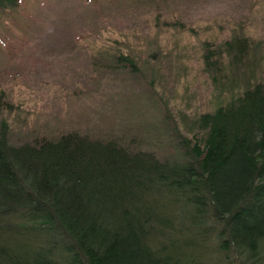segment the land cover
I'll use <instances>...</instances> for the list:
<instances>
[{
	"label": "rangeland",
	"instance_id": "374dc122",
	"mask_svg": "<svg viewBox=\"0 0 264 264\" xmlns=\"http://www.w3.org/2000/svg\"><path fill=\"white\" fill-rule=\"evenodd\" d=\"M4 8L0 136L12 146L77 134L183 163L198 117L264 82V0H17ZM238 39L240 63L226 46ZM121 55L134 66L119 69ZM166 230L155 242L194 241ZM196 244L206 249L197 264H230L214 244Z\"/></svg>",
	"mask_w": 264,
	"mask_h": 264
},
{
	"label": "trees",
	"instance_id": "16d2710c",
	"mask_svg": "<svg viewBox=\"0 0 264 264\" xmlns=\"http://www.w3.org/2000/svg\"><path fill=\"white\" fill-rule=\"evenodd\" d=\"M244 45L226 44L234 62ZM234 97L198 117L183 163L77 134L18 147L1 135L0 264H197L199 238L230 264H264V82ZM161 230L194 241L163 246Z\"/></svg>",
	"mask_w": 264,
	"mask_h": 264
}]
</instances>
